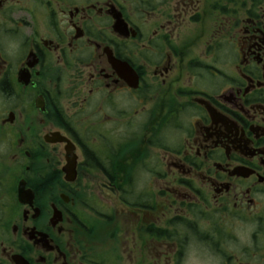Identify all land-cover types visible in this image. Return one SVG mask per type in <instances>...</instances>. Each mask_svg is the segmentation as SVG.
<instances>
[{
	"label": "flooded vegetation",
	"instance_id": "1",
	"mask_svg": "<svg viewBox=\"0 0 264 264\" xmlns=\"http://www.w3.org/2000/svg\"><path fill=\"white\" fill-rule=\"evenodd\" d=\"M0 264H264V0H0Z\"/></svg>",
	"mask_w": 264,
	"mask_h": 264
},
{
	"label": "rangeland",
	"instance_id": "2",
	"mask_svg": "<svg viewBox=\"0 0 264 264\" xmlns=\"http://www.w3.org/2000/svg\"><path fill=\"white\" fill-rule=\"evenodd\" d=\"M97 238H103L104 235L102 236L101 233L98 232V234L96 235Z\"/></svg>",
	"mask_w": 264,
	"mask_h": 264
}]
</instances>
